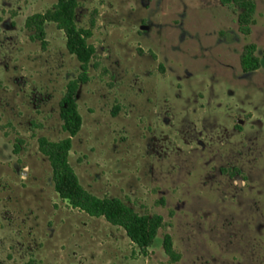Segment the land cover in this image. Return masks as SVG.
<instances>
[{"label":"rangeland","instance_id":"obj_1","mask_svg":"<svg viewBox=\"0 0 264 264\" xmlns=\"http://www.w3.org/2000/svg\"><path fill=\"white\" fill-rule=\"evenodd\" d=\"M57 1L0 0V264H264V64L240 65L247 44L263 57L264 0L249 34L221 0H77L86 68L55 22L45 43L26 27ZM75 79L70 163L91 193L163 217L146 252L55 189L38 139L67 137Z\"/></svg>","mask_w":264,"mask_h":264},{"label":"trees","instance_id":"obj_2","mask_svg":"<svg viewBox=\"0 0 264 264\" xmlns=\"http://www.w3.org/2000/svg\"><path fill=\"white\" fill-rule=\"evenodd\" d=\"M225 5H236L240 8L238 21L242 31L250 33L251 25L256 23V0H221ZM77 0H58L54 8L43 13H35L26 20V27L35 30L36 37L45 43L46 24L55 22L66 35L68 51L75 55L83 68L89 63L94 49L88 42L91 31L79 27L76 23ZM254 43L245 45L240 54V65L243 71L258 70L264 64V51L261 58L256 54ZM79 81L69 82L61 102V118L67 137L52 141L45 136L38 139L39 150L48 157L52 167V177L59 196L68 204L90 216L104 217L112 225L123 228L131 240L142 252L154 243L159 229L163 226V217L158 214H140L120 198L97 196L88 191L70 163V152L73 137L82 127V116L78 109L77 92ZM163 248L172 262L179 260V254L173 247V238L165 234Z\"/></svg>","mask_w":264,"mask_h":264}]
</instances>
